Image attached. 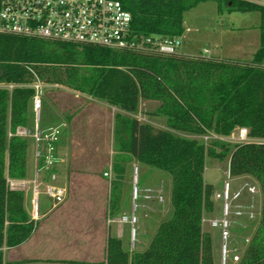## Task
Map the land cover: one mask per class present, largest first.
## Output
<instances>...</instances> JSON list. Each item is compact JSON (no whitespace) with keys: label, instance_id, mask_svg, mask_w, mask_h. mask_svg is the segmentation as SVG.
<instances>
[{"label":"trees","instance_id":"obj_1","mask_svg":"<svg viewBox=\"0 0 264 264\" xmlns=\"http://www.w3.org/2000/svg\"><path fill=\"white\" fill-rule=\"evenodd\" d=\"M117 1L131 14L134 33L170 38L183 35L184 12L202 2H215L220 14L224 10L257 12L259 48L251 61L240 62L201 54L140 55L0 35V86H14L11 91L0 87V264H214L212 237L203 230L214 211V188L203 179L206 158L220 162L227 158L229 177H250L257 183L262 204L257 227L253 233L239 228L249 241L244 242L237 264H264V143L235 144L230 151L217 141L205 145L170 132L227 137L246 128L249 137L264 140V7L238 0ZM34 83L64 88L119 110L112 126L109 220L121 215L122 180L132 162L170 175L172 216L159 224L143 252L129 256L121 241L109 236L101 262L24 259L4 263L3 248L22 246L38 228L26 208L25 193L9 186L10 181L27 179L29 142L16 131L33 128ZM140 102L156 103L148 115L163 117L170 131L128 116L137 112ZM40 120L41 112L39 126H47Z\"/></svg>","mask_w":264,"mask_h":264},{"label":"rangeland","instance_id":"obj_2","mask_svg":"<svg viewBox=\"0 0 264 264\" xmlns=\"http://www.w3.org/2000/svg\"><path fill=\"white\" fill-rule=\"evenodd\" d=\"M259 20L257 12L224 10L220 14L215 2L199 3L183 14V27L189 29L184 31L181 39L183 55L207 56L203 54V51H207L210 53L207 57L249 62L259 48ZM41 100V123H66L58 152L64 158L59 172V184L66 187L67 194L64 202L52 209V202L44 193L43 185L46 180L40 179L43 185L38 188L36 201L38 214L42 216L37 220V231L20 247H4V263L24 259L101 262L106 253L107 238L115 235L117 227L122 228V248L129 256L143 252L159 224L172 216L170 175L132 162L127 166L125 178L123 177L121 216L109 220L107 205L110 182L114 175L108 170L114 154L113 116L119 110L103 101L54 86L42 87ZM156 106L154 102H140L137 112L131 116L155 128L168 130L163 117L148 115ZM67 116L70 117L69 122L65 121ZM170 132L178 137L203 142L199 136ZM27 140L31 166L32 158L34 161V145L31 138ZM249 140L257 143L264 141L251 137ZM217 142L226 145L230 151L233 149V143ZM106 171L109 173L108 177L103 175ZM33 179L34 177L28 182ZM204 179L217 188L218 192L222 191L225 181L230 182L234 190L245 184L257 186L250 177H229L227 158L222 162L206 158ZM146 190L150 191L149 199L144 198ZM24 193L26 208L30 211V187ZM243 202L251 203L255 212L260 213L261 196L255 199L244 196ZM217 203L221 211V201L218 200ZM131 215L135 217L133 232L132 226L122 220L123 216L129 218ZM220 215L221 212L214 218H219ZM231 221L226 264H235L231 263L232 255L240 257L243 253L245 236L239 232V228H249L253 233L258 219L248 221L244 218H232ZM203 230L212 237L214 264H222L219 231L211 228L207 219L203 223Z\"/></svg>","mask_w":264,"mask_h":264},{"label":"built area","instance_id":"obj_3","mask_svg":"<svg viewBox=\"0 0 264 264\" xmlns=\"http://www.w3.org/2000/svg\"><path fill=\"white\" fill-rule=\"evenodd\" d=\"M257 7H264V0H238ZM0 35H12L23 38L48 40L61 43L94 45L117 52L140 55H156L171 57L182 55L181 36L165 37L161 35L136 34L132 29V16L117 0H0ZM204 55H209L203 51ZM44 85L34 83L31 87L34 95L31 101L33 112V128L17 129L16 135L31 138L34 145L35 172L34 179L28 181L9 182L11 189L25 192L30 187V217L37 221L38 214L36 197L40 179H45L44 193L52 202V209L62 204L66 198V187L59 184L60 167L64 158L58 152V145L66 128V123H58L48 127L39 126L42 108L41 91ZM8 90L13 85H1ZM205 145L212 141L245 144L249 140L246 128H239L227 137L215 134L202 136ZM257 143V142H256ZM260 143V142H258ZM261 143H264L262 141ZM108 177L109 173H104ZM150 191L146 190L145 199H149ZM244 196L251 199L260 197L257 186L245 184L233 189L230 182H223L220 192L213 194L215 201H221V215L209 220L211 228L219 231L222 241L221 263L226 264L230 239L232 218H244L248 221L257 219L251 203H244ZM122 220L132 226L135 217L123 216ZM249 238L244 242L248 243ZM239 257L232 255L231 263L237 264Z\"/></svg>","mask_w":264,"mask_h":264},{"label":"crops","instance_id":"obj_4","mask_svg":"<svg viewBox=\"0 0 264 264\" xmlns=\"http://www.w3.org/2000/svg\"><path fill=\"white\" fill-rule=\"evenodd\" d=\"M184 28V27H183ZM189 31V29L188 28H184V31ZM182 37H183V35L181 36V39H182ZM184 53L182 52V55H183ZM208 54L210 55V53L208 52ZM132 114H129L128 116H131ZM132 117V116H131ZM50 125H55V124H50ZM50 125H47V126H45V127H48V126H50ZM59 146H60V144H59ZM31 168V169H30ZM34 171H35V164H34V161H33V158H32V160H31V166H30V163H29V156H27V179L26 180H24V181H30V179H32L33 177H34ZM108 171H110L111 172V170L109 169ZM108 171H106L105 173H108ZM228 172V171H227ZM204 173H205V167H204ZM204 173H203V179H204ZM104 174V173H103ZM125 178V177H124ZM11 182H17V181H11ZM123 182H124V179H123V181H122V185H123ZM204 182L205 183H207L206 181H205V179H204ZM207 184H210V185H212L211 183H207ZM213 186V185H212ZM213 188H214V193L215 192H218L217 191V188H215L214 186H213ZM213 201H214V211H213V213L210 215V217H208L207 218V220H210L211 219V217L212 218H214L215 217V215H217L219 212H221L220 211V206H219V204L217 203V201H215L214 199H213ZM216 212H217V214H216ZM42 216V215H41ZM40 216V217H41ZM121 216V215H120ZM112 237H115V238H117V239H119L120 241H121V239H122V228L121 229H119L118 227L115 229V235H113ZM122 243V242H121Z\"/></svg>","mask_w":264,"mask_h":264}]
</instances>
